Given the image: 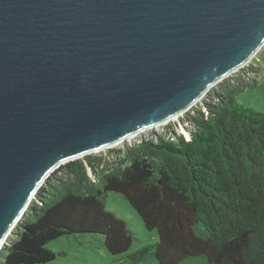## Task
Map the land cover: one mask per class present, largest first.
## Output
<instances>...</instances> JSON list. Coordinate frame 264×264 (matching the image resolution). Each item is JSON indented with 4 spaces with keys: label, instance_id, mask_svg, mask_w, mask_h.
<instances>
[{
    "label": "water",
    "instance_id": "95a60500",
    "mask_svg": "<svg viewBox=\"0 0 264 264\" xmlns=\"http://www.w3.org/2000/svg\"><path fill=\"white\" fill-rule=\"evenodd\" d=\"M263 44L264 0H0V249L59 166L182 114Z\"/></svg>",
    "mask_w": 264,
    "mask_h": 264
},
{
    "label": "trees",
    "instance_id": "16d2710c",
    "mask_svg": "<svg viewBox=\"0 0 264 264\" xmlns=\"http://www.w3.org/2000/svg\"><path fill=\"white\" fill-rule=\"evenodd\" d=\"M251 83L235 78L213 89L207 114L188 116L189 139L156 135L125 147L128 164L104 174L101 188L87 176V166L96 169L89 156L87 165L74 160L54 171L53 178L62 171L59 182L39 188V204L0 249V264L53 261L46 244L69 234H100L109 254L125 253L132 233L105 209L108 191L127 199L158 234L148 248L126 255V264H264V113L235 98Z\"/></svg>",
    "mask_w": 264,
    "mask_h": 264
},
{
    "label": "rangeland",
    "instance_id": "374dc122",
    "mask_svg": "<svg viewBox=\"0 0 264 264\" xmlns=\"http://www.w3.org/2000/svg\"><path fill=\"white\" fill-rule=\"evenodd\" d=\"M235 78L242 79L246 82L253 83L247 85L243 90L237 92L235 98L238 102L244 106L252 108L256 111L264 113V44L257 51V53L248 61L244 66L229 74L224 79L216 83L210 90L191 106L187 111L182 114L171 118L169 121L157 125L153 128L145 129L143 132L136 134L135 136L125 139L109 148H104L99 151L92 152L88 155L82 156L74 160H82L87 165L85 157L89 156L96 164L95 173L89 166L86 167V173L91 182H95L97 188H101L100 179L104 174L112 171L116 167H123L128 164L124 160L123 150L127 146H133L141 139L155 140L156 135H160L164 139H174L181 135L186 139L190 137V130H193L194 126L189 121L188 116L201 110L204 115L207 114V108L205 102H211L215 100L214 95L211 93L213 89L218 90L219 85L224 82H234ZM72 160V161H74ZM69 161V162H72ZM67 162V163H69ZM65 163V164H67ZM65 164L59 166L56 170H59ZM55 170V171H56ZM54 173V172H53ZM62 171H58L56 178L49 176L50 180H47L41 187H45L47 190L51 189V185L59 182ZM57 191L52 189L51 193ZM105 209L113 213L116 217L122 219L127 228L132 233V244L129 249L122 255L109 254L103 244V236L100 234H69L57 237L46 244V248L53 251L55 259L45 264H126L122 262V259L126 255H130L136 252L141 247H149L158 240V234L156 229L148 230L144 227L140 217L132 208L127 199H125L120 193L108 191L102 198ZM34 204H39L36 199V195L32 198L30 204L26 210ZM24 219V216L17 221L19 224ZM16 226L8 235L9 239L13 240L16 235ZM13 238V239H11ZM121 260V261H120ZM147 264H152L149 261ZM186 264H192L186 262Z\"/></svg>",
    "mask_w": 264,
    "mask_h": 264
},
{
    "label": "bare ground",
    "instance_id": "6f19581e",
    "mask_svg": "<svg viewBox=\"0 0 264 264\" xmlns=\"http://www.w3.org/2000/svg\"><path fill=\"white\" fill-rule=\"evenodd\" d=\"M175 116H178V115H174V116H172L171 118H174ZM171 118H170V119H171ZM170 119H169V120H170ZM136 134H137V133H136ZM136 134H132V135L128 136L126 139H129V138L135 136ZM79 157H82V156H79ZM79 157H77V158H79Z\"/></svg>",
    "mask_w": 264,
    "mask_h": 264
},
{
    "label": "built area",
    "instance_id": "2783aa9c",
    "mask_svg": "<svg viewBox=\"0 0 264 264\" xmlns=\"http://www.w3.org/2000/svg\"><path fill=\"white\" fill-rule=\"evenodd\" d=\"M142 140V139H141ZM141 140H139L137 143H139ZM171 140H173V139H171Z\"/></svg>",
    "mask_w": 264,
    "mask_h": 264
}]
</instances>
